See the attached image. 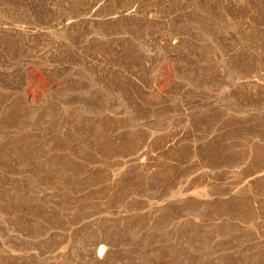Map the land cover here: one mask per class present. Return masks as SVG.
Returning a JSON list of instances; mask_svg holds the SVG:
<instances>
[{
	"label": "rangeland",
	"instance_id": "obj_1",
	"mask_svg": "<svg viewBox=\"0 0 264 264\" xmlns=\"http://www.w3.org/2000/svg\"><path fill=\"white\" fill-rule=\"evenodd\" d=\"M263 58L264 0H0V264H264Z\"/></svg>",
	"mask_w": 264,
	"mask_h": 264
},
{
	"label": "bare ground",
	"instance_id": "obj_2",
	"mask_svg": "<svg viewBox=\"0 0 264 264\" xmlns=\"http://www.w3.org/2000/svg\"><path fill=\"white\" fill-rule=\"evenodd\" d=\"M128 13V12H127ZM131 17V16H130ZM264 59V58H263ZM264 61V60H263ZM260 83V82H259ZM261 86L264 87V83H261ZM105 252V245L101 242H99V247H98V254H97V258L101 259L104 255Z\"/></svg>",
	"mask_w": 264,
	"mask_h": 264
}]
</instances>
